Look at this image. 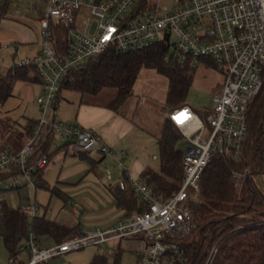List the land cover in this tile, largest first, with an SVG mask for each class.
I'll use <instances>...</instances> for the list:
<instances>
[{"label":"built area","instance_id":"1","mask_svg":"<svg viewBox=\"0 0 264 264\" xmlns=\"http://www.w3.org/2000/svg\"><path fill=\"white\" fill-rule=\"evenodd\" d=\"M57 25L64 27V50L56 46ZM163 44L166 63L198 66L202 60L215 64L225 76L214 93L212 107L204 122L188 104L173 108L170 120L182 133L183 179L169 198L155 187L127 172L126 152L118 157L93 128L68 124L55 118L54 104L61 85L72 70L109 50L120 53L139 51ZM19 65H33L42 77L36 103L40 109L34 135L20 149L0 143V173L13 166L17 176L0 179V193L25 185L35 186L34 173L46 167L51 157L39 154L28 164L34 142L42 130L55 133L54 147L71 142L77 152H97L118 160L124 170L119 180L127 182L148 210L82 232L60 243L41 245L30 232L19 249L27 251L26 264L48 262L56 256L88 246L111 251L114 243L135 241L138 264H178L184 249L177 242L197 226L189 206L200 194V179L213 153L238 162L248 134L249 108L264 85V0H50L40 18V49L33 57L19 58ZM31 85H35L33 82ZM250 174L249 167L234 169L232 178L240 192ZM106 178L113 180L111 171ZM74 207L82 209L78 203ZM34 203L31 215L38 213ZM12 264L17 257H11Z\"/></svg>","mask_w":264,"mask_h":264},{"label":"trees","instance_id":"2","mask_svg":"<svg viewBox=\"0 0 264 264\" xmlns=\"http://www.w3.org/2000/svg\"><path fill=\"white\" fill-rule=\"evenodd\" d=\"M56 27V46L59 48L60 45L64 50L66 30L61 25ZM166 52L163 44L127 53L112 49L72 70L57 94L54 116L56 117L64 89L97 93L106 86H115L118 93L109 106L118 110L130 97L136 75L144 66L154 67L165 74L170 82L168 103L183 105L196 67L166 63ZM202 62L216 67L212 62ZM29 81L38 86L43 81L33 65L17 63L7 73H0V104H4L13 95L19 82ZM248 123V134L240 161L235 162L219 153H213L201 175L198 199L190 200L189 204L197 226L187 237L177 240L185 252L183 261L178 264H264V188L257 180V176L264 175V85L249 108ZM38 124L39 119L29 118L19 136L2 144L12 145L15 151L20 149L25 140L33 137ZM54 141L55 133L52 129L42 130L41 137L34 142L28 164H32L39 154L47 153L52 157L61 150L67 151L71 145L68 141L54 147ZM158 142L161 152L160 169L154 171L148 168L143 171L141 178L153 185L158 195L169 198L179 190L183 179V148L180 145L183 142L182 134L170 118L164 122ZM79 155L92 165V169L97 166L98 162L92 159L88 152ZM246 166L249 167L250 174L239 192L234 184L232 172ZM44 169L45 167L34 173L35 186L48 189L50 186L44 178ZM19 173L20 168L13 166L10 170L0 173V179L14 177ZM22 188L14 190L21 193ZM109 188L117 207L126 212L125 217L148 210L149 204L140 198L130 183L127 182L125 189H122L119 183ZM53 190L54 188H51V191ZM30 232L35 233L40 243L42 238H47L52 244H56L80 235L81 229L79 225L69 226L51 220L46 215L32 216L21 205L14 207L6 199L1 200L0 236L10 258L17 257L16 264H26L30 259L26 250L19 249L23 241L28 239ZM123 253L124 248L119 240L114 243L111 251L99 248L89 264H120ZM20 255H24L21 260Z\"/></svg>","mask_w":264,"mask_h":264},{"label":"crops","instance_id":"3","mask_svg":"<svg viewBox=\"0 0 264 264\" xmlns=\"http://www.w3.org/2000/svg\"><path fill=\"white\" fill-rule=\"evenodd\" d=\"M24 1L26 2H23V0H0V73L2 74L7 73L12 66L16 65L19 58L33 57L40 49V18L50 3L47 0ZM19 3L23 4L20 6ZM14 5L16 6L13 7ZM25 6H30V9ZM24 83L29 84L28 82ZM220 89L221 87H218L215 92ZM177 106L179 105H170L169 103L165 106L166 114L160 125L158 115L151 112L152 106L146 101L139 102L135 107L132 106L128 114L122 112L120 108L118 110L111 108L109 103L100 106L81 102L73 113L66 116L67 122L65 123L96 129L105 144L109 145L118 157L121 158L122 153L126 152L123 163L127 168V172L142 179L141 174L146 169L149 168L154 171L160 169L161 152L158 138L162 134L164 122L169 118L170 111ZM55 118L58 119V116ZM180 145L182 147L184 144L180 143ZM79 153L87 152H77L70 145L67 151L61 150L53 155L50 163L45 167L44 178L50 186L48 190L51 191V188H54L51 194L61 198L69 207H67L66 216L59 220L60 213L56 215V218L47 216L49 202L44 208L43 215L69 226L79 225L82 233L99 226L109 225L117 219L125 217L126 212L117 207L116 200L109 188V186L113 187V185L119 183L124 174L118 160L103 157L97 152H88V155L98 162L97 166L92 169V165L80 157ZM69 156L74 157L75 160H71L65 170L60 168L55 183H52L48 176L50 170L59 164L63 166ZM105 162V170L108 168L111 171L113 180L109 181L105 175L107 182L101 183L96 177H99L98 169L100 165ZM156 162H158V165H156ZM24 189L30 193V209L35 203L39 207V211L43 204L37 200L36 186L25 185L21 193L18 190L0 193V201L6 199L11 206L18 207L22 204V191ZM13 194L17 205L12 203ZM73 203L80 204L82 209L74 207ZM37 215L41 216L38 213ZM41 244L48 246L52 244V241L42 238ZM121 246L125 251L135 254L134 240L122 239ZM21 258H24V255H20L19 259L21 260ZM9 264H12L10 256Z\"/></svg>","mask_w":264,"mask_h":264},{"label":"rangeland","instance_id":"4","mask_svg":"<svg viewBox=\"0 0 264 264\" xmlns=\"http://www.w3.org/2000/svg\"><path fill=\"white\" fill-rule=\"evenodd\" d=\"M47 1L50 3V0ZM23 2L26 1L23 0ZM21 4L23 3H19L20 6ZM15 6L16 5L13 7ZM30 6L25 7L30 9ZM6 46L8 47L7 44ZM224 81L225 76L218 68L208 66L203 62L196 66L192 84L189 86L184 100L204 122H206V111L212 107L213 95L218 87L223 86ZM28 83L29 84L19 82L15 87L13 95L4 104H0V143L9 142L19 136L29 118L36 120L40 118V109L35 99L37 94L40 93V87L38 85H31L32 82L30 81ZM169 90L170 82L165 74L159 72L154 67L144 66L136 75V81L134 82L130 97L120 109L125 114H128L132 106L135 107L139 102L143 103L146 101L152 106L151 112L154 115H158L161 125L166 114L165 106L169 101ZM117 93L118 89L115 86H106L97 93H82L80 91L64 89L61 92V104L56 111V116H58V119L62 122H67L65 119L66 116L73 113L81 102L104 106V104L110 103L116 97ZM71 160L74 161L75 159L69 156L66 158L63 166L59 164L50 170L48 176L52 183H55L60 168L65 170L67 165L71 163ZM105 164L106 162L100 165L98 169L99 177H96L101 183L107 182L104 174ZM156 165H158V162H156ZM76 169L78 170V168ZM257 180L264 188V175L257 176ZM22 197L21 207L30 213L31 202L29 199V191L24 189V191H22ZM37 200L43 204V207L38 211V214L41 216L44 213L45 206L49 202L47 216L56 218V215L60 213V220V218H64L68 212L67 207L69 206L64 203L61 198H58L55 194H51V191L46 188L37 187ZM12 203L17 205L14 194L12 196ZM79 217L81 218V216ZM76 218H78L77 215ZM23 243H26V241L24 240ZM98 249L97 246H88L80 250H73L52 258L47 264H89ZM0 264H9V254L1 237ZM120 264L138 263L135 254L124 250Z\"/></svg>","mask_w":264,"mask_h":264}]
</instances>
